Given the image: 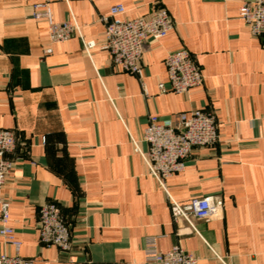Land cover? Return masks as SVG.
<instances>
[{
    "label": "crops",
    "instance_id": "0c3cea01",
    "mask_svg": "<svg viewBox=\"0 0 264 264\" xmlns=\"http://www.w3.org/2000/svg\"><path fill=\"white\" fill-rule=\"evenodd\" d=\"M251 1L0 0V129L17 139L2 193L22 257L34 264H146V246L167 252L180 244L199 264H264V42L240 19ZM45 2L55 22L75 20L81 35L51 42L48 20L33 18L34 5ZM115 4L129 19L163 7L175 22L165 38L146 45V94L108 52L84 50L83 40L103 43L100 16ZM181 48L200 67L203 84L161 93L165 58ZM195 110L216 114L218 141L195 150L166 186L182 205L221 198L223 210L195 220L197 232L174 220L132 141L152 118ZM47 203L71 227L68 251L40 242L39 211ZM3 253L14 249L0 236Z\"/></svg>",
    "mask_w": 264,
    "mask_h": 264
},
{
    "label": "built area",
    "instance_id": "2783aa9c",
    "mask_svg": "<svg viewBox=\"0 0 264 264\" xmlns=\"http://www.w3.org/2000/svg\"><path fill=\"white\" fill-rule=\"evenodd\" d=\"M125 14L126 8L123 4L111 6L107 15L100 16L105 26L103 43L99 46L95 41L83 40V47L89 56L91 51L98 47L108 52L112 65L137 76L143 93L146 94L142 65L146 45L150 40L165 38L174 29L175 22L169 11L163 7L155 9L148 17L129 19ZM33 18L48 20L49 36L53 43L69 40L75 33L81 35V27L75 20L57 23L52 19L49 2L35 4ZM240 19L248 26L252 37L264 42V0L246 2L240 10ZM165 66L168 86L160 83L161 93L185 94L203 84L202 71L186 48L168 53ZM218 138L216 114L212 111L195 110L190 115L181 113L173 118H152L144 130L142 139L132 140L135 152L142 156L149 174L165 192L174 220H184L194 232H197L194 227L195 220L210 219L223 210L221 198H193L189 203L182 205L170 195L166 180L185 169L186 162L195 150L214 145ZM16 142L14 130L0 129V236L6 245L14 249L13 255H0V264H34V259L21 256L22 242L16 238L13 228L9 225L11 201L2 193L12 169V162L7 155L15 149ZM141 142L147 145L145 151L140 146ZM70 228L56 204L47 203L41 206L38 229L43 245L68 251L72 247ZM146 252V264H199V258L186 251L180 244H176L167 252H158L155 247L149 245L146 246Z\"/></svg>",
    "mask_w": 264,
    "mask_h": 264
}]
</instances>
